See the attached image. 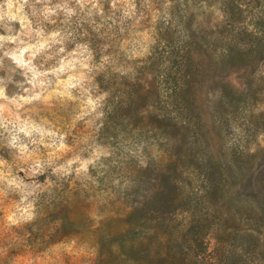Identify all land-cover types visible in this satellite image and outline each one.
I'll use <instances>...</instances> for the list:
<instances>
[{
  "label": "rangeland",
  "instance_id": "rangeland-1",
  "mask_svg": "<svg viewBox=\"0 0 264 264\" xmlns=\"http://www.w3.org/2000/svg\"><path fill=\"white\" fill-rule=\"evenodd\" d=\"M129 3L37 56L42 87L4 58L9 100L40 99L3 119L54 136L21 156L0 128V264H264V0ZM77 44L89 68L53 75Z\"/></svg>",
  "mask_w": 264,
  "mask_h": 264
},
{
  "label": "clouds",
  "instance_id": "clouds-1",
  "mask_svg": "<svg viewBox=\"0 0 264 264\" xmlns=\"http://www.w3.org/2000/svg\"><path fill=\"white\" fill-rule=\"evenodd\" d=\"M124 2L131 7L129 0H124ZM116 3L117 0H112L113 7L116 6ZM86 9L87 11H85ZM124 14L125 16L129 15L127 11ZM94 15L103 17L101 0H0V30H2V34H0V67H3L4 58L7 57L18 67L25 69L23 74L33 89L42 87L46 83V79L40 78H46L48 72L39 71L32 61L40 55H43L44 60L47 61L65 52L64 44L73 36V33L69 31L73 25L78 27L87 22L95 30H99L100 25H97L92 19ZM57 19H59V26L48 31L46 25H56ZM17 23L19 28L16 27ZM9 45H14V47H9ZM56 45H60V47L56 48ZM88 52L87 44H77L74 52L57 60V66L52 67L49 71L56 75L76 67L88 69L87 60L91 59V55L89 53L88 56H84V53ZM25 53L28 54L27 60L24 58ZM77 55L84 58L74 59L73 57ZM29 73H31L30 76ZM81 79L82 77L69 76L68 85L75 86L72 84L73 80L76 81V84H80ZM25 91L29 90L25 89ZM18 99L27 103L29 99H40V95L36 93L30 98L13 97L9 100L5 87L0 86V100L8 101L19 107ZM89 102L91 103V101ZM3 111H5V106L0 104V128L8 133L5 137L6 146L16 150L21 156L30 154V145L42 144L45 136H54L53 133L46 132L41 125L28 120L21 121L19 117L15 121L5 122ZM9 124H11L10 128ZM2 135L3 133H0V136ZM53 170L59 172L61 168ZM10 183H14V181H10ZM31 218V215L26 217V219Z\"/></svg>",
  "mask_w": 264,
  "mask_h": 264
},
{
  "label": "trees",
  "instance_id": "trees-1",
  "mask_svg": "<svg viewBox=\"0 0 264 264\" xmlns=\"http://www.w3.org/2000/svg\"><path fill=\"white\" fill-rule=\"evenodd\" d=\"M237 2L239 3V7H240V5H242L244 2H245V4H249L251 2V0H237ZM166 136H168V135H166Z\"/></svg>",
  "mask_w": 264,
  "mask_h": 264
}]
</instances>
